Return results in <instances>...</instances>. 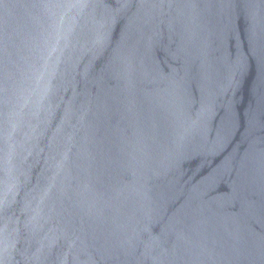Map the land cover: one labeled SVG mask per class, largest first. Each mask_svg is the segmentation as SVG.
Returning <instances> with one entry per match:
<instances>
[{
    "label": "water",
    "instance_id": "1",
    "mask_svg": "<svg viewBox=\"0 0 264 264\" xmlns=\"http://www.w3.org/2000/svg\"><path fill=\"white\" fill-rule=\"evenodd\" d=\"M0 264H264V0H0Z\"/></svg>",
    "mask_w": 264,
    "mask_h": 264
}]
</instances>
